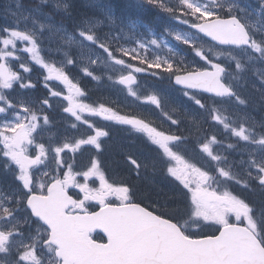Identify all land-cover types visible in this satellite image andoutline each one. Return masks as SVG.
I'll return each instance as SVG.
<instances>
[{
    "label": "snow or ice",
    "instance_id": "1",
    "mask_svg": "<svg viewBox=\"0 0 264 264\" xmlns=\"http://www.w3.org/2000/svg\"><path fill=\"white\" fill-rule=\"evenodd\" d=\"M38 2L43 5L49 0ZM148 3L163 8L206 37L211 42L208 53L212 56L191 39L176 34L175 39L189 45L203 66L181 67L175 61L159 58L149 61L147 56L138 54L133 58H139L140 63L147 64L150 69L163 68L186 97L194 100L199 109H207L212 122L223 125L240 142V159L233 160L225 168L223 164L228 163V158L214 153L212 145L218 140L212 135L206 142L198 139L197 143L200 151L217 166L212 170L196 167L178 153L181 144L190 142L183 135L166 134L142 119L121 115L103 104L94 107L81 102L85 93L66 74V69L46 63L36 54L34 33L51 26L41 23L39 30L21 29L19 24L28 19L33 24L38 23L29 15L22 16L11 26L0 27L3 35L0 39L3 45L0 49V174L11 177L7 192L0 190L2 264H264V205L258 215L246 199L230 190L213 187L214 183H233L247 189L254 184L264 194V115L258 124L247 123L248 118H245L244 123L232 126L208 104L209 101L218 103L215 98L235 100L240 105L246 103L232 82L239 80V75L232 76L229 69L222 66L221 58L234 61L237 74L255 61L264 63V0H255L251 12L238 0H208L207 3L179 0L181 17L175 16L176 10L159 0H148ZM54 7L66 11L68 5L57 2ZM68 40L78 44L81 57L88 56L91 65L97 63L91 59L97 50H102L117 65L125 63L114 57L108 37L101 39L91 28L79 29L77 35ZM17 41L30 45L23 50L47 72L43 87L49 91V96L37 98L39 109L26 98L36 84L30 80L26 83L23 74L32 69L22 63V74L10 66V60L18 57L9 46L15 49ZM150 44L158 46V41L152 39ZM143 48L146 45L140 42L137 48L121 47L119 51L127 56ZM76 63L75 58L64 61L65 65L75 66ZM82 70L85 75L97 79L88 67ZM134 71L140 73L144 69L137 67ZM152 75L160 74L154 72ZM252 75L257 80L253 87L258 88L264 102V69H255ZM51 81H59L67 89V95L63 97L67 106L62 107V112L87 125L90 132L86 138L55 147L37 139L51 123L47 110L52 107V98L61 96V92L50 85ZM118 82L135 95L131 86L136 79L132 74L122 76ZM147 100L157 108L161 107L158 96L151 95ZM261 109L264 111V103ZM40 110L45 111L42 118L38 114ZM86 115L100 117L110 124L129 126L143 134L137 139L143 142L146 137L151 156L141 159V153H121L128 179L109 182L101 170L103 162L99 156L103 152L101 138L110 139L111 130L90 122ZM181 123L171 119V124L177 128ZM71 127L75 129L77 124L72 123ZM83 145L93 146L97 152L90 158L86 170L78 173L63 156L67 152L76 153ZM235 147L231 143L227 145L229 150ZM49 161L55 168L50 167ZM235 166H239L244 178L234 175L231 169ZM149 168L159 169L166 179L171 178L169 182L179 193V199L163 203L150 195L137 199V189L131 180H140ZM78 175L83 176L84 183L77 180ZM92 178L99 182V187L89 186ZM69 189L79 191L69 194ZM81 194L82 199L79 198ZM155 195L159 196V193ZM90 201L99 205V211L89 210L87 202ZM189 221L198 227L202 222L208 227L215 226V231L211 234H202V230L199 234L188 232L185 229ZM97 229L106 237V243L93 238Z\"/></svg>",
    "mask_w": 264,
    "mask_h": 264
},
{
    "label": "rangeland",
    "instance_id": "2",
    "mask_svg": "<svg viewBox=\"0 0 264 264\" xmlns=\"http://www.w3.org/2000/svg\"><path fill=\"white\" fill-rule=\"evenodd\" d=\"M80 1L83 7H86L87 4L90 6V8L92 9V16L90 17L88 13L85 14L83 20L80 22V25L74 28V32L76 34L79 29L91 28L97 36L101 37V39L108 37L112 52L115 50L119 51V48L121 47L129 49L137 48V45L140 42H143L146 45V48L143 49H148L152 51V53H154L156 59L159 58V56L161 55L160 53L163 50H167V47H163V45L165 44L161 41L151 36L140 37V33L137 31V25L140 20L139 18L146 13L145 11H140L143 7L141 3L148 2V0ZM241 1L245 2L246 4L248 1H251L252 5L248 7V10L250 12L253 11L255 7V0ZM52 2L55 3V0H49V3L43 5H26L23 3L22 6L14 9V12L19 16L8 14L4 11V7H1L0 27L11 26L20 17L25 15H29L30 17L35 18L38 23L33 24L32 20L28 19L25 21V23L21 22L19 24V27L21 29H27L29 31L33 29L39 30V26L41 23L46 26H51L45 27L44 29L37 31L34 34L36 40L39 38H42V40L44 38H47V43H49L50 40L55 42L52 53L50 54L51 50H49L47 47H40L39 42L37 41L36 54L39 55L40 58L46 63L54 64L58 68L67 69V67H69V71L66 70V74L69 75L70 79L74 83H77L81 87L82 91L84 90L83 92L85 93V95L80 98L81 102L88 103L94 107H99L101 104H103L105 107L111 108L118 113L119 109L126 112L129 105L130 107L133 106L135 109H138L140 111L143 110L150 116V118L156 117L154 120L144 121L143 119V121L149 123L150 126L156 127L157 130L165 131L166 134L175 133L177 135H183L184 137L188 138L190 142L181 144L178 149V153L182 155L187 163L192 164L196 167L207 168L209 170L214 169L217 166L216 163L212 162L207 154L200 151L199 145H196L198 134L202 133V131L199 130L201 129L202 116L201 109H199V106L195 104L194 100L189 99L185 95H182V93L177 92L174 88L172 89L171 86H168L166 84H148L145 82L144 78L137 80L136 84L131 86L132 91L135 93V95H131L129 93L128 87L119 84L118 81L126 73L132 72L134 69L130 68L129 64H127L126 62L123 65L115 64L113 60H109L107 58V54H104L102 50L95 51L91 56V59H95L97 61L95 65H91L89 63L88 56L81 57V50L78 44L70 43L68 40V37H75L76 35L73 33L71 27L69 25L67 26V23L62 21V15L59 16L60 9H56L54 7L55 4H52ZM57 2L63 5L66 4L67 1L57 0ZM203 2L207 3L208 0H203ZM159 3L164 4L169 8L175 9V16H182V13L179 9V0H159ZM42 8H44L45 11H43ZM170 18L178 20L174 18L172 14H170ZM188 19L191 18L188 17ZM251 19L255 21L256 17H251ZM104 22H107V28L105 31L102 28V24ZM112 22L114 23V25L112 24ZM262 22H264V18H262ZM172 27L173 25L170 26V28ZM99 29L102 30L100 31ZM169 29H166V31L174 34V36L177 34L173 33ZM183 33L184 34H181V36H184L187 39H191L192 41L194 40L193 36L196 35L190 31H184ZM144 34L149 33L144 31ZM196 37L198 41L201 40L198 35H196ZM152 39H156L158 41V46L150 44V41ZM61 41H63V48H61ZM203 46L204 51L208 53L210 44L208 43V45ZM27 47H30L27 42L20 41L16 42L15 49H11V46H9V49L13 50L18 57V59L10 60V66L23 63L32 69L30 73L25 74V82H29V78L33 77V80L31 82L36 84V88L29 90L26 98L30 101V103H35L36 108L39 109L40 106L37 98L43 99L49 96V91L43 87V84L45 82L44 77L47 75V72L40 66L36 65L30 53L23 50ZM0 49H3L2 44H0ZM141 51L142 49H138V52H134L130 56H137V54L139 55ZM113 54L116 59H123L122 57L116 55L114 52ZM208 54L210 57L212 56V53ZM66 58H75L77 61L76 65H65L64 61ZM221 60L223 61V65L228 66L229 72L232 74V76L239 75V80H232L236 88L241 92V89L248 85L253 99H251L250 106L244 109L236 106L235 104H239L235 103L234 101L224 102L230 104L220 106L213 105V103L209 101V108L217 110L221 115H225V119H227L230 125L231 123H234L236 125L244 123L245 118H248L247 123L257 122L258 124L261 116L264 115V111H262L261 109V104L264 102L261 101L258 88L253 87V84L257 83V80L256 77L252 75V72L255 69H264L263 63H261L260 61H255L253 64H248L242 72L237 74L235 72L234 61H228L223 57L221 58ZM201 64L203 65V62ZM85 67H88L89 70L93 73V76H95L97 79H93L92 76L85 75L82 70ZM140 73H144V71ZM232 76H230V79H232ZM49 83L51 86H53L54 90H58L61 92V96L52 98V107L51 109L47 110V115L50 117L51 123L43 131H41L37 139L43 140L46 144L50 143L53 147L58 145L62 146L64 142H69V138L72 136V134L86 135L90 132V129L87 128V125L74 121V118L62 112V107L67 106V101L63 99V97L67 95V89L64 87V85H62L59 81H51ZM142 89L144 90L142 91ZM151 95L158 96L161 101V105L169 108V110L171 111V114H169V116H157L154 113V111H157V107L152 105L147 100V97ZM238 111H242L239 113L242 117H239L236 114ZM204 112L209 113L207 109H204ZM39 113L42 118L45 114V111L40 110ZM133 118H137V116ZM172 118L182 121L178 128L176 125L171 124ZM86 119L96 124L97 126L105 129L110 128L111 130L110 139L101 138L103 142L102 149L111 147L110 152L112 153V156L110 158L111 160L108 162H114V168H112V170L122 173V177L112 175L110 172L105 171L104 167H102L101 170L105 172L106 179H108L109 182H120L121 180L128 179V173L123 163L121 153H141V159H143L144 157H150L142 148H140L138 144H136V141L134 140V135H136L137 137H141L143 136V134L136 133L135 131L131 130L129 126H121L114 123L110 124L100 117L86 115ZM72 123L77 124V127L75 129L71 127ZM204 123H207L205 117ZM208 128L211 131L210 135H215L216 137L219 136L222 132V130L218 131L216 126L212 127L210 125ZM194 130L197 131L192 134L191 131ZM256 130L259 131L258 126ZM130 131L132 132L130 136L127 137V133L129 134ZM222 141L227 146L229 143L233 144L237 140L230 135V137L224 138ZM235 146L236 147L229 152H226V149L224 148H215L213 150L215 154H219L222 157L227 156L228 163L223 164L225 168H228L229 165L232 164L233 160L240 159V143L236 142ZM78 151L75 154L72 152H67V154L63 156V159L67 161L68 164H71L76 172L80 173L86 170V166H89L90 158L85 157L87 153L80 154ZM194 152L195 155H192V153ZM230 152L231 154H229ZM73 157L76 158L75 161L69 162V160ZM49 165L50 167L55 168V164L53 162L49 161ZM231 170L233 171L234 175L241 176L242 178L245 177V174L241 171L239 166L232 167ZM77 180L80 183H84L82 175H78ZM170 180L171 178L166 179L159 169L154 171L152 168H149L147 174L144 177H142L140 180L132 179L131 183L136 186L137 191H140L137 194L138 200L144 199L146 194L151 195L158 192L160 195L168 196L158 198L161 201L165 199L171 200L174 197L177 198L179 196V193H177L174 189L173 183L169 182ZM88 183L90 187H99V182L94 178L90 179ZM146 189L155 191L146 192ZM69 190L73 191L74 193H78L79 191L78 189ZM257 191L258 190H254L252 192ZM79 198H83L82 194ZM87 203L92 204L93 202L90 201ZM262 205H264V201L262 202L259 199V205L256 207L258 215L259 209ZM97 206L99 207L98 204ZM205 226L208 227L203 222L198 227L196 223L189 221V223L186 225V229L189 231H196Z\"/></svg>",
    "mask_w": 264,
    "mask_h": 264
},
{
    "label": "trees",
    "instance_id": "3",
    "mask_svg": "<svg viewBox=\"0 0 264 264\" xmlns=\"http://www.w3.org/2000/svg\"><path fill=\"white\" fill-rule=\"evenodd\" d=\"M79 8L76 6V5H74L72 8H71V11H74V12H76V13H79ZM222 117L223 118H225V116L224 115H222ZM231 125H233V126H237L236 124H234V123H231ZM207 139V135L204 137V140H206ZM110 160V159H109ZM112 168H114V166L112 167ZM118 174L117 175H122V173H120L119 171L117 172ZM220 190L221 191H224V190H230V191H232L234 194H236V195H243V194H246V196H247V198H249V200H252L253 199V197H254V199L256 200V201H259V198H260V200L263 202L264 201V194L262 195L260 192H258L257 194H256V192H252L253 190H247V191H245L244 192V189H243V187L241 186V185H236V184H233V183H229V184H224V185H221L220 187ZM140 191H137V194L139 193ZM146 192H153V190H151V189H146ZM146 196H148L147 194H146ZM153 199H158V198H163V197H168V196H166V195H160L159 194V196H156L155 194H151L150 195ZM244 196V195H243ZM173 199H179V196L176 198V197H174ZM165 200H168V199H165ZM165 200H161V203H163ZM248 200V199H247Z\"/></svg>",
    "mask_w": 264,
    "mask_h": 264
},
{
    "label": "flooded vegetation",
    "instance_id": "4",
    "mask_svg": "<svg viewBox=\"0 0 264 264\" xmlns=\"http://www.w3.org/2000/svg\"><path fill=\"white\" fill-rule=\"evenodd\" d=\"M0 258H1V259H3V258H4V257H3V254H0Z\"/></svg>",
    "mask_w": 264,
    "mask_h": 264
},
{
    "label": "bare ground",
    "instance_id": "5",
    "mask_svg": "<svg viewBox=\"0 0 264 264\" xmlns=\"http://www.w3.org/2000/svg\"><path fill=\"white\" fill-rule=\"evenodd\" d=\"M55 3H57V0H55Z\"/></svg>",
    "mask_w": 264,
    "mask_h": 264
}]
</instances>
